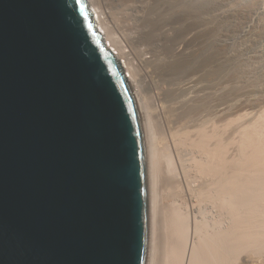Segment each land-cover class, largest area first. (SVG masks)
<instances>
[{"label": "water", "instance_id": "water-1", "mask_svg": "<svg viewBox=\"0 0 264 264\" xmlns=\"http://www.w3.org/2000/svg\"><path fill=\"white\" fill-rule=\"evenodd\" d=\"M138 103L87 0H0V264H147Z\"/></svg>", "mask_w": 264, "mask_h": 264}, {"label": "bare ground", "instance_id": "bare-ground-1", "mask_svg": "<svg viewBox=\"0 0 264 264\" xmlns=\"http://www.w3.org/2000/svg\"><path fill=\"white\" fill-rule=\"evenodd\" d=\"M87 3L146 116L147 264H264V0Z\"/></svg>", "mask_w": 264, "mask_h": 264}, {"label": "rangeland", "instance_id": "rangeland-1", "mask_svg": "<svg viewBox=\"0 0 264 264\" xmlns=\"http://www.w3.org/2000/svg\"><path fill=\"white\" fill-rule=\"evenodd\" d=\"M107 44V43H106ZM130 47L128 48V49H126L125 51H127V52H130ZM131 53V52H130ZM131 58H133V56H130ZM133 60H134V67H133V65L131 66V69H134L135 71H137V75H142V72H141V70H140V67H139V64L137 63V61L133 58ZM131 63H132V61H131ZM138 65H137V64ZM133 64V63H132ZM137 65V66H136ZM141 116H142V121H143V117H146L145 115H144V113H143V110H142V113H141ZM163 182V181H162ZM164 185V182L163 183H161V187ZM165 192H166V190H165ZM163 190H162V195H164V197H163V199L165 200V197L167 196L168 197V195L167 194H164L165 193ZM167 193V192H166ZM163 226L161 227V230H162V233H163V231L165 232V223H163L162 224ZM149 241H151L150 239H149ZM150 243L151 242H149V246H150Z\"/></svg>", "mask_w": 264, "mask_h": 264}]
</instances>
